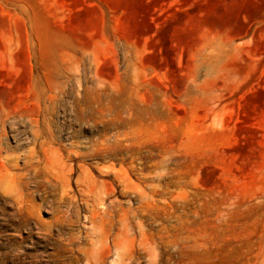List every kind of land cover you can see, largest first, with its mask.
<instances>
[{"label": "rangeland", "instance_id": "374dc122", "mask_svg": "<svg viewBox=\"0 0 264 264\" xmlns=\"http://www.w3.org/2000/svg\"><path fill=\"white\" fill-rule=\"evenodd\" d=\"M110 100L111 116L143 104L142 118L107 133L143 170H126L130 190L160 180V198L149 206L157 221L131 223L132 252L106 264H264V0H0L2 157H32L37 116L60 153L73 141L84 151L100 134L79 118ZM43 186L28 199L48 222L57 193ZM13 195L0 192V264H85L96 234L82 206L69 226L37 228ZM69 239L76 259L62 253Z\"/></svg>", "mask_w": 264, "mask_h": 264}, {"label": "bare ground", "instance_id": "6f19581e", "mask_svg": "<svg viewBox=\"0 0 264 264\" xmlns=\"http://www.w3.org/2000/svg\"><path fill=\"white\" fill-rule=\"evenodd\" d=\"M77 67L74 62L68 64V70L72 73L76 72ZM215 68L217 65L214 71ZM131 79L138 84L139 78L136 74ZM89 98L91 105H96L99 101L96 94L90 95ZM113 102L110 100L97 110L92 107L86 120L79 118V124L86 123L100 134L96 142H88L84 151H81V145L75 141L69 148L62 150V153L58 151V148H54L51 135L46 136L42 130L48 123L45 116L32 117L28 120L31 128L30 154L32 157L25 164L19 166L15 157H2L0 146V192L3 194L14 192L11 199L15 205L16 215L23 223L32 224L37 228L52 226L62 228L70 225L69 212L76 208V205L85 209V221L87 220L90 231L96 234L94 250L84 253L85 264H106L113 257L118 260L124 259L137 243L136 233L131 229L134 219L142 217L153 223L157 221L151 215L149 206L156 197L160 198V193L156 191L160 189V180H142V183L138 184L141 189L137 187L132 192L129 188L131 180L126 170H132L136 177H139L143 170L137 169L134 163L126 164L123 152L116 150V145L121 144L115 141L112 145L107 133V130L112 127L116 129L118 126L124 127L133 120L142 118L143 116L140 115L144 113V106L141 102L133 104L132 107L137 116H111ZM102 104L100 102L97 105L102 106ZM121 107L125 111L129 105L127 108V103H122ZM100 125L102 127L98 130ZM0 137H5L3 124L0 127ZM35 152H41L44 155V161L40 160L39 156H35ZM116 166L120 168L117 169ZM31 184L35 185L36 190L47 185L53 188L55 194L57 193L51 209V219L48 222L43 221L38 213H35L34 203L28 199L33 194ZM149 188L151 189L148 190ZM129 195L133 197L132 202L135 206L125 208L118 198L127 199ZM129 200L132 199L129 198ZM158 225L160 227V224ZM144 232L137 233L140 237L139 242L145 239ZM159 232L160 230L156 232V235H159ZM62 253L68 255L70 259H76L79 253L82 255L79 241L69 239L64 244Z\"/></svg>", "mask_w": 264, "mask_h": 264}]
</instances>
